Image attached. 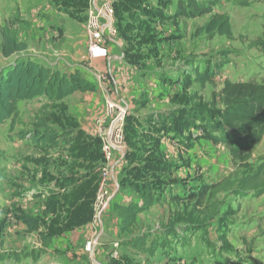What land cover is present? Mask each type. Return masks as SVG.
I'll list each match as a JSON object with an SVG mask.
<instances>
[{
	"label": "rangeland",
	"instance_id": "1",
	"mask_svg": "<svg viewBox=\"0 0 264 264\" xmlns=\"http://www.w3.org/2000/svg\"><path fill=\"white\" fill-rule=\"evenodd\" d=\"M177 1H128V6H146L139 12L132 11L128 17L123 10L115 11L119 35L121 37L126 34L131 38L128 49L136 52L135 54L142 51L140 37H136L138 22L144 17L140 13L152 16L148 26L151 53L146 52L135 64L141 62L149 68L150 72L146 74H160V79L164 78L157 82L162 87L166 86L169 97L175 96V103H171L177 107L168 114L188 108L195 96L212 102L225 81L264 80V53L256 45L264 32V0H199L204 4L212 3L214 14H222L230 20L233 33L231 39L203 32V27L211 20L212 15L192 20L173 19L170 7L175 6ZM86 20L87 13L83 7L63 6L60 0H0V74L20 57H39L55 64L56 60L74 53L76 34L81 30L80 24L84 25ZM144 33L145 31L142 32ZM5 35L17 43L25 44L27 50L23 54L6 58L3 53ZM149 61L152 62L150 65L147 64ZM69 63L82 65L77 61ZM216 63L224 64V68L213 83L204 87L194 83L189 89L185 88L184 72L193 74L196 67L204 69L208 65L213 67ZM179 69L181 73L177 77H165ZM55 109L54 104H46L43 112L34 102H21L18 118L12 123L8 121L0 124V264H98L99 253L102 255L108 246V240L100 236L95 255H90L87 245L93 238L88 242L68 243L71 236L52 234L51 230L54 229H51L50 224L56 222L60 225L59 219H47L48 214L40 209L42 200L26 203L23 198L21 178L25 147L21 144V139L27 134L25 132L38 130L42 122L40 116L54 119ZM173 124L172 122L171 128L174 132ZM185 132L188 135L181 133L186 136L185 140L194 139L193 142L202 136L199 129ZM127 139L126 131V143ZM149 141L144 136L138 144L153 152V155L145 157L144 151V156L136 167L124 168L126 170L122 184L127 189H133L136 185L142 196H149V190L163 192L164 196L160 193L163 199L157 207L147 206L144 216L126 236L116 238L117 236L112 235V241L120 242L139 234L151 235L158 230L176 228L181 235L177 238L178 242L175 238L169 239L168 246L165 245L167 250H163L167 254L168 264H228L237 259L250 264H264V196L236 197L229 187L217 192L215 198L206 203L208 206L204 208L207 214L201 229L190 231L185 224H172L173 214L187 210L186 203L177 204L172 201L173 190L175 193L180 190L186 197L188 194L199 193L206 186L233 181L235 175L241 173L242 166L235 165L229 150L202 139L197 146L193 144L192 147L189 142H175L170 149L172 154L165 157L162 154L159 157L158 144H151ZM139 150L142 154V149ZM252 153L248 164L256 168L264 161V139L253 148ZM10 162L20 165L13 170L10 169ZM134 178L142 181L135 183ZM117 183L119 184L118 180ZM170 183H174V187L166 191ZM169 193L171 197H165ZM111 208L103 214V222ZM230 210L237 212L236 215L227 216L226 213ZM22 217L35 220L40 230L29 232ZM55 230L62 228L56 227ZM41 235L51 238L50 247H44ZM224 235L233 248V253L222 252L221 237ZM83 250L88 254L87 258ZM135 258L137 257L133 256ZM137 261L141 263L143 260ZM151 263L154 264L148 260V264Z\"/></svg>",
	"mask_w": 264,
	"mask_h": 264
},
{
	"label": "crops",
	"instance_id": "2",
	"mask_svg": "<svg viewBox=\"0 0 264 264\" xmlns=\"http://www.w3.org/2000/svg\"><path fill=\"white\" fill-rule=\"evenodd\" d=\"M90 1L71 0L67 2L66 0H60V4L63 6H81L87 13ZM128 1L132 0H97V3L99 5L112 4L115 11L123 10L127 17L132 11L139 12L146 7L128 6ZM149 7L154 8L153 6ZM170 9L173 11V6ZM140 14H143L144 17L140 18L139 28H136L138 30L136 37H140L139 41L142 49L138 54L128 49L131 38L126 34L121 37L119 35L115 44L110 46L107 59L95 60L92 63L89 62V64L85 23L84 25L80 24L81 30L76 34L73 44L75 47L74 53L56 60L55 64H51L50 60L39 57L31 58L45 67L61 70L67 74L77 73L93 87V91L75 93L59 102L52 103L46 98L30 101L38 104L40 111H43L42 109L46 104H54L56 107L55 116L54 119L45 115L40 116L42 122H40L38 130L25 132L27 135H24L21 139V144L25 147L23 148L25 159L22 164L24 169L21 178L23 198L26 203L42 200L40 209L48 214L47 219H59L60 222V225L56 222L50 224L51 229H54L51 230V233L71 236L68 243L88 242L95 235L91 225L92 207L99 184L100 168L104 161L100 141L96 134V122L103 116L108 101H126L130 107L131 113L126 126L128 141L124 152L116 155V162L119 166L116 175L120 185L118 184V188L115 186L112 188L113 192L116 193V197L109 215L104 220L101 235V238L104 237L108 240L106 242L108 246L105 247L106 249L104 248L105 252L102 255L99 253L98 264H148V260L154 264H168L167 254L163 250H167L165 247L168 246L169 239L175 237L179 239L181 236L180 234L169 235L168 230L171 228L158 230L151 235L147 233L139 234L134 238L122 239L120 242L112 241V235L117 236L116 238L126 236L133 229L122 233V221L114 209L115 204L120 206L134 204L142 207L145 198L148 197L145 194L144 196L140 195L136 185L133 189L124 188L122 184L126 170L124 168L133 169L136 167L139 160H142L141 157L144 156V151L146 152L145 157L153 155V152L145 150L138 144L144 136L149 138V143L158 144L159 157H162V154H164L163 157L172 154L173 152L170 149L176 144L175 142H192L197 146L202 141L201 139L196 142L185 140L186 136L183 135L176 139L175 134L169 132L172 124L170 117L173 112L168 113L177 109L173 106L175 96L169 97L168 91L165 89L166 86L162 87L157 82L158 79L160 81L164 80V78L160 79V74H146L150 72L149 68L141 62L138 65L135 64L137 59L139 60L146 55V52L150 54V48H152L151 43H149L151 34L148 32L149 18L151 19L152 16L149 13ZM143 31H145L144 34H142ZM68 61H77L82 65L72 64ZM151 63L150 61L147 62L148 65ZM180 73L181 70L179 69L171 74H166L165 77L174 78ZM101 75L104 76L102 81L99 78ZM47 110L44 109V111ZM10 122L12 123L11 120ZM31 133L33 137L29 135ZM183 134L188 135L185 131ZM171 141L173 142L171 143ZM139 149H142V154ZM19 165L10 162V169L14 170ZM134 180L135 183L142 181L139 178H134ZM173 184L167 185L165 190L170 191L174 187ZM160 193L159 191L152 192V197L157 200ZM173 193L175 196L185 197L180 190H177V193L173 190ZM161 194L164 196L163 192ZM165 197H171L170 193ZM162 199L160 197V201ZM159 202L152 207H157ZM143 216V213H141L136 223ZM56 227H60L62 230H55ZM142 236H148L147 245L144 249L136 248L134 241ZM178 239L176 242H178ZM166 244L167 246H165ZM51 245L52 241L49 247ZM114 252L119 254V258H112ZM83 253L87 258L86 251L83 250ZM133 256L137 258L133 259ZM137 259L143 261L138 263Z\"/></svg>",
	"mask_w": 264,
	"mask_h": 264
},
{
	"label": "trees",
	"instance_id": "3",
	"mask_svg": "<svg viewBox=\"0 0 264 264\" xmlns=\"http://www.w3.org/2000/svg\"><path fill=\"white\" fill-rule=\"evenodd\" d=\"M130 2H134V0ZM172 12L173 19L181 20H192L212 15L211 20L203 27V32L210 35L218 34L229 39L233 36L230 20L222 14H214L212 3L204 4L199 0H178L173 6ZM256 45L264 53V32ZM26 49L25 44L17 43L7 35L4 36L3 53L6 58L22 54ZM223 68L224 64L216 63L213 67L208 65L204 69L196 67L193 74L184 72L182 74L184 86L189 89L194 83L203 87L211 84L221 75ZM90 91H93V87L77 73L67 74L61 70L45 67L32 59L20 57L9 69L0 74V124H5L10 120L14 122L18 118L21 102L46 98L54 103L75 93ZM170 119L174 123L172 126L174 132L172 128L169 129V132H173L176 139L179 136L182 137L181 133L184 131L199 129L202 135L201 140L204 139L214 146H224L229 150L235 165L242 166L241 175L236 174L233 181L206 186L199 193L188 194L183 198L172 196L173 202L186 203L187 206V210L178 211L171 216L172 224H185L190 231L201 229L207 214L205 210L208 205L206 203L211 202L217 192L229 189V187L231 193L236 197L264 196V161L256 168L248 164L253 155V148L264 139V80L262 82L253 80L246 82L225 81L212 102H206L203 98L195 96L191 106L173 112ZM29 135L33 137L32 133ZM192 146L193 143L190 147ZM160 197H157L156 200L152 197V192L149 191V196L145 198L142 207L134 204L128 206L115 204L114 209L122 221V233L129 232L144 209L159 202ZM189 209L191 210L189 211ZM236 213L230 210L226 214L231 217ZM22 221L29 227V232L38 231V223L32 218L22 217ZM168 234L177 235L178 233L176 228H171L168 230ZM41 237H43L44 247H49L51 238L43 235ZM147 238L148 236L137 238L134 241V246L144 249L147 245ZM221 240L223 242L222 252L233 253V248L227 241V237L224 235ZM228 264L250 263L237 259Z\"/></svg>",
	"mask_w": 264,
	"mask_h": 264
},
{
	"label": "built area",
	"instance_id": "4",
	"mask_svg": "<svg viewBox=\"0 0 264 264\" xmlns=\"http://www.w3.org/2000/svg\"><path fill=\"white\" fill-rule=\"evenodd\" d=\"M85 34L88 43V62L107 59L110 46L115 44L119 37L115 8L112 4L99 5L97 0L90 1ZM99 78L101 81L104 80L103 75ZM129 115L130 107L126 101H108L103 116L96 122V134L100 141L104 161L92 207L91 225L96 238H93L87 245L90 255H95L99 245L104 224L103 214L111 208L116 196L112 190L114 186L118 188L116 155L123 153L126 147V126ZM112 258H119V254L114 252Z\"/></svg>",
	"mask_w": 264,
	"mask_h": 264
}]
</instances>
